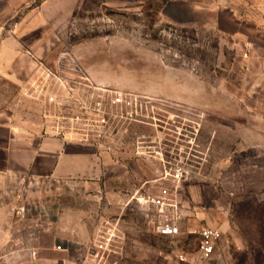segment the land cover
Returning a JSON list of instances; mask_svg holds the SVG:
<instances>
[{
  "label": "rangeland",
  "instance_id": "374dc122",
  "mask_svg": "<svg viewBox=\"0 0 264 264\" xmlns=\"http://www.w3.org/2000/svg\"><path fill=\"white\" fill-rule=\"evenodd\" d=\"M169 1L71 0L52 26L28 36L59 73L81 75L68 65L71 58L93 85L132 94L140 120L126 124L117 140L90 146L95 165L63 184L52 218L10 211L0 227V264H177L181 252L193 264L197 236L152 231L137 201L150 193L176 196L182 231L220 230L212 259L197 264H264L262 26L231 33L222 19L211 28L209 19H196L194 4L172 11ZM18 94L20 87L0 82V105L14 107ZM177 162L185 169L180 181L165 176ZM15 182L0 183V209L14 207L27 185ZM106 219L115 231L101 251Z\"/></svg>",
  "mask_w": 264,
  "mask_h": 264
},
{
  "label": "crops",
  "instance_id": "0c3cea01",
  "mask_svg": "<svg viewBox=\"0 0 264 264\" xmlns=\"http://www.w3.org/2000/svg\"><path fill=\"white\" fill-rule=\"evenodd\" d=\"M98 1L116 6L142 5L149 0ZM169 2L174 6L172 11L178 8L187 11V7L191 9L188 5L194 4L196 19H209L211 28H219L220 21L227 19L231 33L234 27L248 26L253 30V26H262L264 36V0H209L204 5L201 0ZM249 2H262V8L251 9L247 7ZM70 3L71 0H0V82L22 87L34 68V61L25 52L42 60L36 43L28 36L47 30L58 19L60 6L67 9ZM14 22L17 23L14 35H7L4 29ZM250 33L255 35L253 31ZM16 99L18 104L12 108L10 103L0 105V183L26 180L27 185L14 207L0 209L2 228L8 225L10 211L24 204L28 208L27 220L52 218L63 184L90 173L95 165L90 146L76 143L71 134L60 136L46 129L48 123L41 118L40 105L19 94ZM3 231L0 229V236Z\"/></svg>",
  "mask_w": 264,
  "mask_h": 264
},
{
  "label": "built area",
  "instance_id": "2783aa9c",
  "mask_svg": "<svg viewBox=\"0 0 264 264\" xmlns=\"http://www.w3.org/2000/svg\"><path fill=\"white\" fill-rule=\"evenodd\" d=\"M17 23H12L4 31L14 35ZM33 61L32 75L21 87L23 96L40 105L42 120L48 124L46 129L58 135L71 134L78 144L92 146L103 145L117 140L130 122H139L136 105L140 104L132 94L110 92L93 85L90 80L69 58L68 65L75 67L81 75H63L58 69L50 67L31 52H25ZM110 93V95H109ZM49 108H45V107ZM73 109V111L69 108ZM116 112H112L111 107ZM165 171L174 181H180L185 174L184 166L177 162ZM165 170V169H164ZM27 189V188H26ZM146 208L152 231L159 236L177 237L182 234L197 236V246L193 264L212 259L221 238V232L213 226H202L186 231L181 230V207L176 196L146 194L137 199ZM27 205L18 206L14 213L18 218H25ZM102 241L98 247L106 251L114 231L115 224L106 219L102 223ZM60 250V247H57ZM93 253V250L90 251ZM97 257V254L93 258ZM93 260H83L80 264H92ZM177 264H189L184 252L176 256Z\"/></svg>",
  "mask_w": 264,
  "mask_h": 264
}]
</instances>
